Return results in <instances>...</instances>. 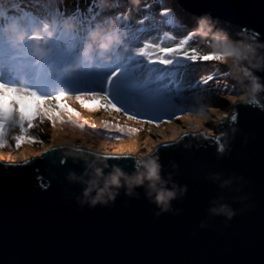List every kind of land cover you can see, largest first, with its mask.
I'll list each match as a JSON object with an SVG mask.
<instances>
[{"label":"water","instance_id":"water-1","mask_svg":"<svg viewBox=\"0 0 264 264\" xmlns=\"http://www.w3.org/2000/svg\"><path fill=\"white\" fill-rule=\"evenodd\" d=\"M179 1L194 13L240 25L264 43V0ZM233 108L239 131L227 155L218 158L210 139L191 134L159 148L166 170L175 163L174 179L188 186L171 202L179 214L157 218L143 195L137 200L123 193L111 207L81 209L76 197L82 187L66 176L79 174L82 162L61 163L65 150L57 144L23 160L0 158V264H264V112ZM223 128L218 124L215 132ZM108 163L132 165L114 157ZM221 204L237 215H210L209 208Z\"/></svg>","mask_w":264,"mask_h":264},{"label":"clouds","instance_id":"clouds-1","mask_svg":"<svg viewBox=\"0 0 264 264\" xmlns=\"http://www.w3.org/2000/svg\"><path fill=\"white\" fill-rule=\"evenodd\" d=\"M129 3L131 7H126L123 12L103 16L91 26L83 27L74 15L63 18L25 17L9 11L7 6L0 9V35L4 44L11 50L12 58L29 69L33 77L32 82L27 77H21L18 84L12 85L14 91L7 95L4 86L0 84V147L3 146L6 126L19 125L21 133H24L25 122L28 128H32L37 127L32 123L34 118L38 117L40 123L50 121L53 128H58L63 133L56 145L65 150L61 163L67 159H71L74 164L82 162V171L79 174L76 171H69L66 176L70 184H79L82 187L81 194L76 197V203L81 209L85 206L91 209L97 206L111 207L121 193L129 199L137 200L143 195L144 199L156 206L154 216L159 218L168 212L179 214V210H174L171 202L183 198L188 191L186 184L181 185L174 179V173L178 168L175 163H171L172 171L166 170L161 162L159 148L171 147L191 134L204 140L210 139L215 144L217 157H223L230 152L231 141L239 131L237 126L239 112L236 108L232 109L231 114L213 108L211 96L206 90H199L192 94L187 104L179 107L190 116L202 118L205 123L213 120L212 114L215 113L214 123L222 128L224 123H227V127L218 133L203 126L193 127L190 132L186 130L182 135L155 141L145 152H139L138 149L109 152L103 145L97 146L95 140L89 142L90 137L85 131V125L114 127L118 132L126 134L129 139L137 137L143 129V122L135 120L130 115L123 124L117 122L114 125L108 121H101L97 125L85 119L81 112L73 107L75 103L79 102L81 108L89 112L103 108L105 112L111 114L120 113L121 110L111 103L106 93L78 91L67 84L69 81H80L86 75L102 72L105 66L111 65L120 57V50L148 57L149 49L159 48L158 44H150L147 41L144 42V47H135L127 43L130 23L143 24L148 20L147 16L142 19L134 16V12L145 7L143 0H129ZM113 7H115L113 0H98L97 8ZM153 22L179 24L183 30L180 45H185L189 41L196 45L191 57L196 60L215 61V74L231 76L235 81L228 90V95L232 97L231 104L264 112V76L257 74L264 72V43L250 37L244 29L233 36L231 22L221 21L210 12L199 16L189 14L185 17L169 7L153 17ZM81 32L84 36L78 35ZM148 62L152 64L155 61L149 57ZM160 63L170 64L171 60ZM219 65L225 66L227 71L221 73ZM119 74L120 69L109 73L106 87ZM37 79H47L49 82L45 94L38 93L31 86ZM142 79L151 81L152 72L142 73ZM201 79L206 84L213 79V75ZM130 102L135 108L134 99ZM15 139L19 144L21 137L16 136ZM113 157L130 159L131 170H127L119 163L109 164L108 159ZM210 178L218 179V174H213ZM224 186L225 184H221V187ZM208 211L212 216H224L227 220L237 215V211L228 204L211 207ZM206 226L201 222V228Z\"/></svg>","mask_w":264,"mask_h":264},{"label":"rangeland","instance_id":"rangeland-1","mask_svg":"<svg viewBox=\"0 0 264 264\" xmlns=\"http://www.w3.org/2000/svg\"><path fill=\"white\" fill-rule=\"evenodd\" d=\"M1 1L2 0H0V2ZM16 1L19 2L22 0H15L14 2ZM54 1L58 2L59 0H54ZM154 1H158L161 3L162 6H164L165 0H143V4L145 5V7L146 6L148 7L150 3ZM176 1L179 0H170L171 2L170 7H172L174 11L178 12L180 15L185 16L184 10L181 8V6H178L179 2L175 3ZM39 2H41V0H31L28 2H22L20 4H17L16 7L14 6L15 4L13 3L12 7L18 8L24 5V3H29L31 5L37 6L38 5L37 3ZM44 2L47 1L44 0ZM63 2L60 5H56L55 10L61 8ZM179 5H181V3ZM140 14H142V17H145L147 12L140 11ZM174 24L176 25L173 24H167V26L166 24L164 25L167 27V31H168V35H166V38L169 40V44L167 46L168 49H175V48L179 49V47L184 46V45H180L179 43V40L183 34L182 27L177 23ZM170 25H173L174 28L173 30H169V27H171ZM155 31L158 32L157 29ZM144 37L147 38L148 36L144 35ZM1 43H3V40H0V44ZM189 44L195 45V43H193L192 41H189L187 43L188 46ZM195 48L196 46L194 47V49ZM181 50L182 49H180L179 56L177 57L171 56L170 58L174 60V64L176 60L182 61V63L176 64L178 67H181V69H183V72L181 73L182 77L181 76L178 77L177 81L183 80L184 85L185 84L191 85L193 84L192 83L193 80L197 79L198 81L199 79H201V77L206 78L207 76L205 74L207 73L208 75L212 74L213 79L209 80L207 83L210 85L213 84L214 87H219L220 90L222 91L220 92L222 94V98H220L221 101L219 103L220 105L213 108H218L222 112L228 111L231 114L234 105L231 104L232 97L228 95V90L231 84L235 82L232 79V77L224 76L221 74H215L216 62L212 60L206 61V60L198 59L195 61L189 60L188 62H185L186 55ZM174 64L172 65V68H174ZM219 67L221 73L227 71L225 66L219 65ZM168 68L171 69V66H168ZM173 72L174 75L177 76L178 74L177 70H173ZM195 72H198V74L195 75ZM171 79L174 80V78ZM200 82H203V80L201 79ZM173 85L176 88L177 83L175 82V80L173 82ZM73 107H75L78 111H80L85 119H88L89 121L94 122L97 125H99L101 121H108L110 124L113 125L116 124L117 122L123 124L124 121L127 119V116H129V115H123V113L121 112L120 113L112 112L111 114H109L108 112H105L103 108H100L98 111L89 112L84 108H81L79 102L75 103ZM180 114L181 116L178 117V115ZM212 115L214 120L216 114L213 113ZM175 116H176L175 118H169L168 120H159L156 122H147V120L143 119L142 117H134L135 120L142 121L144 126V128L140 131L138 136L135 137L134 139H129L126 134L118 132L114 127L103 128V127H91L89 125H85V131L88 137H90L89 142L95 140L97 142V146L103 145V147L106 148V150L109 152H113L115 150L129 151L132 149H138L139 152H145L149 147L152 146V144L155 141L164 140L165 138H171L172 136H178L186 130L191 131L193 127L200 128L201 126H203V128L211 129L212 131L215 132V129L218 126V124L214 123L213 120H209L207 123H205L202 118L197 116H190L185 111H180L179 113H176ZM32 123L34 125H37V127L28 128V124L27 122H25L26 131L24 133H21L19 125L6 126L3 146L0 147V158L6 160H23L25 158H31L36 153H41L44 149H46L49 146L58 144L63 133H61L58 129L57 132H55L54 128L52 127V123L50 121L45 120L44 123H40V120L37 117L33 119ZM134 126L140 127V125H134ZM41 128L43 129V131H40ZM104 129L109 130V132H104ZM16 136L21 137L19 144H17V141L15 139ZM28 140H31L32 142L31 143L26 142ZM77 143H79V141H77Z\"/></svg>","mask_w":264,"mask_h":264},{"label":"snow or ice","instance_id":"snow-or-ice-1","mask_svg":"<svg viewBox=\"0 0 264 264\" xmlns=\"http://www.w3.org/2000/svg\"><path fill=\"white\" fill-rule=\"evenodd\" d=\"M144 36L137 35L135 30L129 32L128 44L141 47V41ZM151 44V43H150ZM144 47V44L143 46ZM180 54V49H168L158 48L157 53L149 52L148 57L156 55L154 63L149 64L143 62L141 58L145 56H137L121 50L120 57L114 60L111 65L104 67L102 72L93 75H86L80 81L67 82L70 87L75 88L78 91L86 92H99L101 94L106 93L111 103L118 109L123 110L125 113L131 112L130 116H140L152 111H163L166 104H168L173 96L169 95V86L165 84V81L172 75L170 68H161L163 66H172L174 60L165 58V56L177 57ZM186 55L187 60L195 61L191 55ZM171 60L170 64L160 63V61ZM158 61V63H157ZM142 63L143 68L146 71L152 72L151 81H144L142 79V73H135L133 71V65ZM176 64L182 63L180 60L175 61ZM120 69V74L113 80V82L106 87V79L112 71ZM21 77H27L32 82L33 77L31 71L26 69L20 61L14 60L9 54L8 49L4 48L0 51V84L4 86L5 94L14 91L12 85L18 84ZM7 80L16 81V83H8ZM47 79H37L32 83L38 93L45 94V90L48 86ZM81 85H84L81 87ZM180 94L179 84L176 85L175 95ZM133 98L136 100V107L133 108L130 102ZM167 114V113H166Z\"/></svg>","mask_w":264,"mask_h":264},{"label":"trees","instance_id":"trees-1","mask_svg":"<svg viewBox=\"0 0 264 264\" xmlns=\"http://www.w3.org/2000/svg\"><path fill=\"white\" fill-rule=\"evenodd\" d=\"M15 0H2L0 2V9H3L7 6L9 11L15 12L17 15H24L25 17H43V16H49V17H57V18H63L64 16L68 15H74L76 16L80 22L82 27L83 26H91L92 23H94L96 20L101 19L103 16H112L115 15L117 12H123L126 7H131L129 0H118L117 2L113 0V3L115 4V7L110 9H100L97 8L98 0H59L58 2L51 0L47 2H44V0H41V2L37 3V6L31 5L29 3H24L21 7L15 8L17 4H20L22 2H28L31 0H22V1H16ZM64 1V2H63ZM63 2L61 8L55 10L56 5H60ZM66 2V3H65ZM179 2V3H178ZM15 4V7H12V4ZM65 3V4H64ZM175 3H178V6H181V8L185 12V17L189 14H193L196 16H199L197 13H194L193 11L189 10L185 6L182 5L180 1H176ZM181 3V5H179ZM171 6L170 0L164 1V6L161 5L160 2L154 1L151 2L150 5L146 8H141L139 11L134 12V16L137 19H142V14H140V11L147 12L146 16L148 17V20H145L143 24H135L130 23L129 25V32L135 30L137 35H146L147 38L144 37L142 39L140 46L142 47L144 42H149L151 44H158L159 47L167 48L169 44V40L166 38L165 33L168 35L167 31V24H157L153 22V17L157 16L159 13L164 12L168 7ZM184 7V8H183ZM186 8V10H185ZM164 9V10H163ZM221 20V19H220ZM223 21V20H221ZM226 21V20H225ZM173 25H176L172 23ZM173 25H170L169 30H173ZM232 26V35L235 36L237 32H240L243 27L240 25L231 23ZM158 30L156 32L155 30ZM78 35L84 36V33L81 32ZM0 39L3 40L2 35H0ZM185 44L182 47H179V49H182L181 51L187 55H192L194 47L196 45L189 44V46ZM4 48H7V46L4 44H0V51H2ZM8 49V48H7ZM121 51V50H120ZM149 52L157 53L158 49H149ZM9 54L11 55V50L8 49ZM149 57H143L141 58L143 62H147ZM153 61L156 60V55H152L150 57ZM165 58H171V56H165ZM186 58V57H185ZM198 60V59H197ZM187 60L185 62H188ZM158 63V61H157ZM161 68H168V66L160 65ZM173 70H177V76L174 75ZM133 71L135 73L140 72H146V70L143 68L142 63H137L133 65ZM171 72L172 75L168 77V79L165 81V84L169 86V95L173 96L174 98L171 99V101L165 105L163 111H152L150 113H146L140 116L135 117H142L143 119L147 120V122H156L159 120H168L169 118H175L176 113H179L180 111H183L180 109V105L187 104L192 97V94L194 92H197L199 90H206V92L211 96L212 99V106L217 107L220 105V98H222V92L219 87H214L213 84H204L203 82H200L201 79H199L196 84H183L182 81H177L178 77L181 76V73L183 72V69L181 67H178L176 63L174 64V68L171 66ZM206 76L208 75L205 74ZM182 77V76H181ZM171 78H174L175 82L179 84L180 87V94L178 96L175 95V86L173 85L174 80ZM176 78V79H175ZM6 82L12 84L16 83V81L7 80ZM183 84V85H180ZM84 85H81L83 87ZM194 86V87H191ZM213 86V87H212ZM219 92V93H218ZM136 102L135 98H133ZM121 113L123 115H131V112L125 113L123 110H121ZM167 113V114H166ZM181 116L178 115V117Z\"/></svg>","mask_w":264,"mask_h":264},{"label":"bare ground","instance_id":"bare-ground-1","mask_svg":"<svg viewBox=\"0 0 264 264\" xmlns=\"http://www.w3.org/2000/svg\"><path fill=\"white\" fill-rule=\"evenodd\" d=\"M115 1L117 2L118 0H115ZM205 70H206V69H205ZM205 70H204V71H205ZM197 74H198V72H195V75H197ZM196 81H197V79L193 80L192 83H193V84H196ZM191 87H194V86H191ZM7 107H8V101L6 100V101H5V108H7ZM143 128H144V126H143ZM57 129H58V128H54L55 132H57ZM104 132H109V130L104 129Z\"/></svg>","mask_w":264,"mask_h":264}]
</instances>
